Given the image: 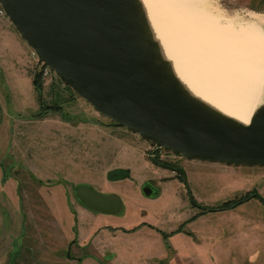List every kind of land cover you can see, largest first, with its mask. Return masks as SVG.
<instances>
[{"label":"rangeland","instance_id":"374dc122","mask_svg":"<svg viewBox=\"0 0 264 264\" xmlns=\"http://www.w3.org/2000/svg\"><path fill=\"white\" fill-rule=\"evenodd\" d=\"M212 2L214 8L233 17L259 13L264 19V0ZM1 19L8 21L5 15ZM7 25L0 27V106L5 110L4 115L0 113V264H51L52 259L69 255L68 247L49 239V216L26 217L15 209L21 195L22 203L25 195L37 204L46 203L44 197L66 186L74 195L75 183L100 187L104 194L112 189L123 197V206L106 217L124 216L119 223L144 227L130 246L135 259H121L125 264H264V165L211 163L162 152L163 162L183 167L188 189L178 178L166 179L159 197L146 198L137 192L130 176L104 186L107 181L102 172L107 165L127 166L139 180L158 176L154 162L145 166L140 156L139 149L148 142L94 112L52 71L38 92L30 81L32 72L38 70L37 58L30 50L19 52L7 37L13 30ZM240 33L242 39L251 38ZM254 34L264 37V27ZM263 81L262 76L260 85ZM50 105L61 108L34 117ZM91 124L101 130H90ZM75 145L81 152L74 151ZM249 193L240 204L208 211ZM160 250L162 257L155 254Z\"/></svg>","mask_w":264,"mask_h":264},{"label":"water","instance_id":"95a60500","mask_svg":"<svg viewBox=\"0 0 264 264\" xmlns=\"http://www.w3.org/2000/svg\"><path fill=\"white\" fill-rule=\"evenodd\" d=\"M0 7L37 60L97 114L188 160L264 165V99L245 124L191 95L162 58L141 0H0ZM166 167L188 189L183 167ZM141 192L159 193L149 182ZM75 195L99 213L122 208L117 195L89 185Z\"/></svg>","mask_w":264,"mask_h":264},{"label":"bare ground","instance_id":"6f19581e","mask_svg":"<svg viewBox=\"0 0 264 264\" xmlns=\"http://www.w3.org/2000/svg\"><path fill=\"white\" fill-rule=\"evenodd\" d=\"M141 2L161 56L184 88L248 124L264 99V37L254 34L264 27L262 15L233 17L212 0ZM241 30L251 38L242 39Z\"/></svg>","mask_w":264,"mask_h":264},{"label":"crops","instance_id":"0c3cea01","mask_svg":"<svg viewBox=\"0 0 264 264\" xmlns=\"http://www.w3.org/2000/svg\"><path fill=\"white\" fill-rule=\"evenodd\" d=\"M4 24H8L7 26L13 29V30L11 29L12 31L8 32L7 37L11 41H14L16 43V47L17 49H19V52L26 53L27 50L28 51L30 50V52H32L31 49L25 44V42L16 33V31L11 26L9 21H2L1 19L0 27ZM1 57L5 59V55L4 56L2 55ZM13 65L14 64L11 62L10 66L13 67ZM33 74L34 73L32 72V76L30 75L31 83H32ZM2 111L5 114V110L2 109ZM44 119L45 117L42 118V120ZM67 123L68 125H70L69 122ZM98 126L99 125L91 124L89 125L88 128L90 130H93L92 129L93 127L98 130H101V128ZM132 134H134L135 136H138L135 133H132ZM83 142H84V137H83ZM77 146L78 145L74 146V151L81 152L80 151L81 149H78ZM82 146L85 147L86 144L84 143L82 144ZM151 147L152 145L148 142L145 145V147L143 146V148H141L142 150L139 149L140 156L142 157V160L145 166L151 165V162H150V160H152L151 152H150ZM130 148H133V147H130ZM154 164L156 165V168L160 170V174L158 176H153V177L143 176L141 180H139V178H137L136 176L135 177L131 176L130 168L127 166L107 165L102 172V174L106 178L104 180L107 181V184L105 182L104 186L106 187L109 186V184L120 179L121 175H123L124 173H128V177L130 176L128 179L131 181V183L135 184V188L137 189V192L140 193L141 186L144 183L154 182L155 187L159 191L157 195L159 197L161 193L163 192V184L166 182L165 180L168 179V182H169L171 181V179H174L176 177L173 176L174 173L171 172L170 170L163 169V168L159 169L160 167L158 166V164L156 163ZM112 169H116L117 178L114 180H110L108 178L107 180V175L110 171H112ZM75 184H76L75 186L80 185L77 183ZM56 187H59V185H57ZM95 189L97 188L95 187ZM97 190L102 193H105L104 190H101L100 187ZM57 192L58 193L51 194L50 198L44 197L46 198L45 199L46 203H44L46 206L44 204H37L36 202L30 203L29 201H27L28 197L25 195H23L24 196L23 199L24 198L25 199H24V203H22L21 201L22 195H21L19 198V202L17 204L18 207L15 209V210L21 211V213L24 212V215L26 217L27 216L35 217V216H40V215L42 216L47 215L50 217L48 224H46V227H49V229L48 228L47 229L52 231V234H50L49 239L55 240V241L57 240L59 242L58 245L60 247H64V248L68 247L70 251L69 255L65 258L52 259L53 262L51 264H125V262L121 259H135L133 258L135 253L131 251L130 246H132L131 245L132 241L135 242L134 237L137 236L140 230L144 227L142 226H138V227L132 226L134 228L128 227L118 222L120 220H123L124 216L122 218L109 219L106 216L112 215V214H103V213L93 211L92 209L85 206L76 197L75 194L73 195L72 193H70L69 186H66V188L62 187L61 189L57 190ZM108 194L117 195L121 199L122 206H123L124 199L122 196L114 192L112 189L108 192ZM71 215H73L75 219V221L73 220L72 223L70 222ZM127 215L129 214L127 213ZM190 215H189L190 217L193 216L192 214ZM66 216H67V219H66ZM189 216L186 217L184 220H187ZM109 221L114 224H110ZM45 223L47 222L45 221ZM36 226L37 228L40 227L39 225H37V223H36ZM124 237H126L127 239H124ZM152 237L158 240L159 242V239L158 237H156L155 234H153ZM71 251L73 252L71 253ZM157 253L159 256L162 255L161 250L159 252H156L155 254Z\"/></svg>","mask_w":264,"mask_h":264},{"label":"trees","instance_id":"16d2710c","mask_svg":"<svg viewBox=\"0 0 264 264\" xmlns=\"http://www.w3.org/2000/svg\"><path fill=\"white\" fill-rule=\"evenodd\" d=\"M32 84L34 86V88L40 92L41 91V87H42V84H43V78H42V75H41V71L38 69L37 71L34 72L33 74V78H32ZM57 108H61L57 105H50V106H44L42 109L41 112L37 113L36 115H34L35 118H39V117H42L44 116L49 110H53L55 111ZM112 124H114L113 122H110ZM117 125V124H115ZM116 170L114 172L110 171L108 173V178L109 179H116ZM120 177H128V173H124L123 175H121ZM245 197L243 198H238V199H234V200H229V201H226L224 202L221 206H219V208H211V209H208V211H213V210H219V209H224L225 207H230V206H235L237 204H240L242 203L244 200H247L250 196H251V193L249 194H246L244 195ZM203 210H205V207H203Z\"/></svg>","mask_w":264,"mask_h":264},{"label":"built area","instance_id":"2783aa9c","mask_svg":"<svg viewBox=\"0 0 264 264\" xmlns=\"http://www.w3.org/2000/svg\"><path fill=\"white\" fill-rule=\"evenodd\" d=\"M4 11L3 9L0 7V16H4ZM37 68L41 71V75H42V78L45 79V77L47 76L48 72H51L50 69L45 66L44 64H42L41 62H39L37 59H36V62H35ZM162 152H165L163 151L161 148H156V146H152L151 147V157H159V158H162Z\"/></svg>","mask_w":264,"mask_h":264},{"label":"flooded vegetation","instance_id":"af4514ba","mask_svg":"<svg viewBox=\"0 0 264 264\" xmlns=\"http://www.w3.org/2000/svg\"><path fill=\"white\" fill-rule=\"evenodd\" d=\"M0 113L4 115L1 106H0ZM155 159L158 161V163H156V164H158V166H159L160 168L167 169V170H170L171 172L175 173L176 176H177L176 178H178L179 181L182 182V177H181L178 173H176L174 170H171V169H169L168 167H166V166L177 167V166H179V165H173V164L165 163V162H163V161L161 160V158H159V157H155ZM0 165H1V162H0ZM150 184H151V186L155 187L154 182H150ZM197 208H199V207H197Z\"/></svg>","mask_w":264,"mask_h":264}]
</instances>
